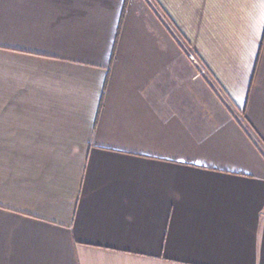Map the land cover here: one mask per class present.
<instances>
[{
	"label": "crops",
	"instance_id": "obj_1",
	"mask_svg": "<svg viewBox=\"0 0 264 264\" xmlns=\"http://www.w3.org/2000/svg\"><path fill=\"white\" fill-rule=\"evenodd\" d=\"M0 264H264V0H0Z\"/></svg>",
	"mask_w": 264,
	"mask_h": 264
}]
</instances>
